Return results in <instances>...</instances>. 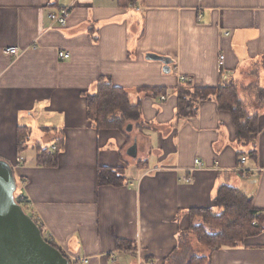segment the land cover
<instances>
[{"label": "crops", "instance_id": "0c3cea01", "mask_svg": "<svg viewBox=\"0 0 264 264\" xmlns=\"http://www.w3.org/2000/svg\"><path fill=\"white\" fill-rule=\"evenodd\" d=\"M67 6V26L54 27L49 13ZM102 76L142 104L134 122L145 126L131 139L88 118L86 96ZM181 77L203 88L235 85L246 112L257 115V136H239L234 113L214 93L182 114L178 94L190 84ZM20 134L28 136L21 152ZM46 136L49 146L40 142ZM54 144L58 165L39 164ZM0 159L25 182L45 234L73 262L179 264L170 255L188 247L210 264H264V221L244 245L215 252L188 231L190 210L216 208L224 185L264 215V0H0ZM99 166L122 168L127 182L99 185ZM124 240L133 249L119 248Z\"/></svg>", "mask_w": 264, "mask_h": 264}, {"label": "trees", "instance_id": "16d2710c", "mask_svg": "<svg viewBox=\"0 0 264 264\" xmlns=\"http://www.w3.org/2000/svg\"><path fill=\"white\" fill-rule=\"evenodd\" d=\"M134 2L135 0H127ZM195 91V93H194ZM187 92V94H185ZM193 92V93H192ZM214 93L217 96L220 108L231 110L234 113V121L237 126L239 136L247 130L251 137H256L259 127L256 123L257 115H249L238 99L235 85L232 83L219 86L218 88H203L193 85H183L182 91L178 94V108L185 115H193L196 112L195 100L206 98ZM190 95L194 100L186 99ZM142 104L131 103L129 94L124 88L115 85L109 77H100L96 84V91L86 96V112L90 121L97 129H120L128 120L139 122L142 115ZM120 116H116L117 114ZM130 125L127 124V127ZM141 123L139 126L144 127ZM126 127V129H127ZM18 135V151L23 150L28 136ZM26 138V139H25ZM20 147V150H19ZM48 148L42 149L38 156L39 164L46 166H57L60 152L59 148L53 155H48ZM52 156V157H51ZM97 180L99 185L120 186L127 182L125 171L120 167L99 166L97 170ZM18 183V180H17ZM16 195V194H15ZM16 200L25 211L36 221L42 230L45 239L61 250L53 241L47 237L43 225L40 224L36 216L28 209L27 201L16 195ZM27 202V203H26ZM214 207L193 208L190 210L189 233L193 234L197 241L212 252L225 247H237L244 245L245 240L250 236L259 234L262 230L264 215L253 206L252 199L237 188L222 186L219 188L215 198ZM256 222V224H254ZM210 226V228H207ZM183 244V243H182ZM119 248L133 249L130 241H119ZM62 251V250H61ZM67 256V254L62 251ZM68 257V256H67ZM69 258V257H68ZM169 258H173L179 264H210V256H193L190 249L185 248L180 254L174 251ZM70 259V258H69ZM168 260V259H167ZM71 264H75L71 259ZM169 262V260H168Z\"/></svg>", "mask_w": 264, "mask_h": 264}, {"label": "water", "instance_id": "95a60500", "mask_svg": "<svg viewBox=\"0 0 264 264\" xmlns=\"http://www.w3.org/2000/svg\"><path fill=\"white\" fill-rule=\"evenodd\" d=\"M150 59L164 57L149 54ZM132 125L127 127L131 131ZM128 154L137 156L136 143ZM14 168L0 159V264H71L60 249L48 242L40 226L16 200Z\"/></svg>", "mask_w": 264, "mask_h": 264}, {"label": "built area", "instance_id": "2783aa9c", "mask_svg": "<svg viewBox=\"0 0 264 264\" xmlns=\"http://www.w3.org/2000/svg\"><path fill=\"white\" fill-rule=\"evenodd\" d=\"M70 11H71V6H69V7L67 6V7H63L62 9H60L57 12H50L49 13V19H51L52 25L54 27L58 26L60 28H65L67 26V23H68V18H69V15H70ZM6 53L9 54V55L14 56L15 58H17V57H19L21 55V51L19 50L18 47H8V48H6ZM58 57L61 60L69 59L70 58V52H68V51H59ZM224 59H225V56L223 54H221L220 57H219V68H220V70L223 68ZM181 81L184 82V83H187V84H192L194 82L193 79H190V78H187V77H181ZM166 99H167V97L165 95L161 96V101L162 100H166ZM57 149H58V146L54 144L50 148H48L47 153L48 154H53L55 151H57ZM245 160H246V157H242L241 162L244 163ZM20 162H21V158L18 157L17 163L19 164ZM195 162H196V166L198 168L203 166V163H201V161L199 159H196ZM239 171H240V173H242L244 175L248 174V169H246L245 167H240ZM184 180H185V182L193 183L194 182V177L193 176H188V177H185ZM18 183H21V182L19 181ZM254 224H256V222H254ZM111 258H112V260H115L116 257L114 255H111ZM89 260L90 259L86 257V258H83V259H77L74 262H75V264H86V263L89 262ZM148 264H156V263L151 261Z\"/></svg>", "mask_w": 264, "mask_h": 264}, {"label": "rangeland", "instance_id": "374dc122", "mask_svg": "<svg viewBox=\"0 0 264 264\" xmlns=\"http://www.w3.org/2000/svg\"><path fill=\"white\" fill-rule=\"evenodd\" d=\"M193 93V92H192ZM194 93H195V91H194ZM185 94H187V92H185ZM187 99H192V100H194V98L192 97L191 98V96L190 95H188V97H187ZM116 116H120V114L118 113ZM126 123L127 124H131L132 125V129H131V131L130 132H125L127 129H126V127H127V124L125 125H123L122 127H121V130L120 129H117L119 132H121V133H124V134H127L128 135V137L131 139V136H130V133L131 134H135L136 132H137V130H138V128H141V126H139V124H137V123H135L134 121L132 122V120H128V121H126ZM144 126V125H143ZM103 129H105V130H108V129H106V128H103ZM115 128H113L112 130H114ZM41 143H43V145L44 146H49L50 144H51V142H52V140L49 138V136H46L44 139H42L41 141H40ZM26 156V155H25ZM18 180L20 181V182H22V180L19 178V176H18ZM18 181V182H19ZM18 189H17V191H16V195H18V197H20L22 200H26L27 202V205H28V209H29V211L34 215V216H36V218L38 219V221L40 222V224H42V221H41V219L39 218V214L38 213H35V211H34V208H32V205L30 204V201L28 200V198L24 195L25 194V182L24 183H18ZM207 228H210V226H207ZM200 246L203 248L204 246H202L201 244H200ZM68 256V255H67ZM171 264H173V263H171Z\"/></svg>", "mask_w": 264, "mask_h": 264}]
</instances>
